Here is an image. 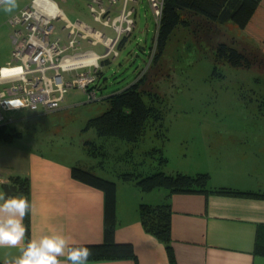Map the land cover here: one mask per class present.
<instances>
[{
  "label": "rangeland",
  "instance_id": "1",
  "mask_svg": "<svg viewBox=\"0 0 264 264\" xmlns=\"http://www.w3.org/2000/svg\"><path fill=\"white\" fill-rule=\"evenodd\" d=\"M54 1V0H52ZM61 5L71 21L85 22L89 27L112 40L123 39V47H117L118 54L110 57V64L100 70L99 101L90 103L88 97L74 88L65 96L59 111L27 110L12 112L15 123L11 124L21 137L6 144L0 139V166L10 163L13 151L26 150L40 152L75 166L91 171L95 175L114 181L123 186H137L125 183L118 178L120 173L138 171L147 174L163 171L167 174L192 170L207 172L213 170L218 149L224 143L234 139H217L219 134H241L243 132L264 131V67H255L250 71L220 65L216 75L214 51L210 40L199 43L193 31L179 27L175 30L163 58L153 62L158 21L150 0H119L113 9L112 21L119 15L132 11L135 27L131 32L118 35L111 27L98 24L93 19L89 6L93 0H55ZM111 0H105L109 2ZM18 6L30 3L17 0ZM93 5H96L94 2ZM120 12V14H119ZM9 13L0 7V66L7 67L12 61L13 29L9 24ZM3 21V22H1ZM4 25V26H3ZM55 38H61L67 44L68 32L65 23L55 21ZM225 42L235 41L240 47L253 48L257 44L243 30L232 23L223 29ZM80 33V32H79ZM92 39V38H90ZM119 44V43H118ZM118 46V45H117ZM214 46V45H213ZM80 53L104 55L102 46H91L82 41ZM145 88L157 94L156 101L164 113V129L167 131L165 143L160 141L157 131L148 129V133L138 143H126L113 138H101L94 130H87L88 123L102 116L110 109L108 99L142 80ZM150 103L149 96H144ZM92 142L100 147L103 156L92 157L85 143ZM214 143V144H213ZM5 144V145H3ZM5 146V147H3ZM160 148L168 163L160 164V155H151V151ZM3 152V153H2ZM103 162V168L100 163Z\"/></svg>",
  "mask_w": 264,
  "mask_h": 264
},
{
  "label": "crops",
  "instance_id": "2",
  "mask_svg": "<svg viewBox=\"0 0 264 264\" xmlns=\"http://www.w3.org/2000/svg\"><path fill=\"white\" fill-rule=\"evenodd\" d=\"M24 1L32 4V0ZM50 1L59 6L66 21L89 27L85 22L71 21L58 2ZM101 3L109 9V2L102 0ZM30 5L27 7L24 3L8 12L9 21L4 23L9 24ZM95 6L98 7L97 4ZM115 13L113 10L111 15ZM222 138L236 139L224 145L218 142L220 152L215 156L218 165L208 171L212 176V185L264 192V131L219 134V137L210 140ZM9 158L10 163L0 166V179L4 180L0 184V194L5 195L4 186H12L15 178L29 179L31 240L60 234L69 238L70 246L104 243L105 194L73 179V162L60 161L29 150L13 151ZM186 171L187 174L193 173L192 170ZM117 192V242L132 244L138 264H170L164 244L145 232L139 215L142 204L164 203L167 192H143L134 186H118ZM171 202L174 214L173 250L178 264H264V256L255 254L256 245H264V201L184 194L173 196ZM25 243L26 238L16 248H0V263L20 256V249ZM59 259L66 262V257ZM88 264L135 263L132 260H102Z\"/></svg>",
  "mask_w": 264,
  "mask_h": 264
},
{
  "label": "trees",
  "instance_id": "3",
  "mask_svg": "<svg viewBox=\"0 0 264 264\" xmlns=\"http://www.w3.org/2000/svg\"><path fill=\"white\" fill-rule=\"evenodd\" d=\"M162 15L158 21L157 37L155 40V51H153V62H159L163 57L167 44L179 27L194 32L199 43L210 40L214 51V67L216 75L223 78L219 73V66H232L236 69L250 71L258 67H264V0H163ZM232 23L235 27L243 30L251 40L257 44L258 51L253 48L238 46L235 41L225 42L222 30L227 24ZM121 38L117 47H123ZM214 45V46H213ZM110 64L109 61L103 63ZM138 81L130 87L115 94L108 99L110 109L102 116L90 120L87 130H94L101 138L122 140L126 143H138L148 133L149 128L157 131L160 141H166L167 131L164 129V113L156 105L160 100L157 94L151 93L145 88L144 80ZM100 80V79H99ZM144 96H149L151 102L147 103ZM95 100L96 101H99ZM90 102V103H95ZM13 127L0 128V139L8 144L15 138L21 137ZM88 153L92 157L103 156L100 147L92 142L85 143ZM151 155H160V164L165 166L168 159L164 156L162 149L157 148ZM103 168V162L100 163ZM163 166V167H164ZM72 177L78 182L88 185L105 194V234L102 245H77L73 247H87L91 250L88 262H102V260H132L138 264V258L132 244H119L116 237L117 216V183L103 179L93 172L74 166ZM139 170V169H138ZM134 173H120L119 180L125 183H133L140 191L164 190L167 198L159 205L142 204L139 209L142 227L145 232L163 243L168 253L170 264L176 262L175 250H173L172 219L173 205L172 197L175 195H216L229 198L252 199L264 201V192L241 190L226 186L214 187L210 172H197L195 175L187 173L167 174L163 171L145 175L140 171ZM5 197H25L31 205L29 179L15 178L12 186L5 185ZM31 211L24 218L26 227V243L31 241ZM255 254L264 256V245H256ZM4 264V263H0ZM140 264V263H139Z\"/></svg>",
  "mask_w": 264,
  "mask_h": 264
},
{
  "label": "built area",
  "instance_id": "4",
  "mask_svg": "<svg viewBox=\"0 0 264 264\" xmlns=\"http://www.w3.org/2000/svg\"><path fill=\"white\" fill-rule=\"evenodd\" d=\"M94 1L98 7L92 4L89 9L98 24L111 27L118 35L133 30L134 8L112 21L111 12L119 0H111L109 9L101 6L102 0ZM31 3L9 23L13 29V54L9 66L0 67V128L15 123L10 116L12 112L59 111L65 96L74 88L83 92L90 102H95L99 99L98 82L103 63L111 62L110 57L118 54L117 45L121 39L112 40L103 31L90 29L82 23H69L59 6L50 0H32ZM150 3L156 20H159L163 0H150ZM55 21L65 23L64 31L69 37L67 44L54 37ZM82 41H88L91 46H102L106 49L105 54H79ZM7 101H19L22 106L14 107ZM2 183L4 180L0 179Z\"/></svg>",
  "mask_w": 264,
  "mask_h": 264
},
{
  "label": "clouds",
  "instance_id": "5",
  "mask_svg": "<svg viewBox=\"0 0 264 264\" xmlns=\"http://www.w3.org/2000/svg\"><path fill=\"white\" fill-rule=\"evenodd\" d=\"M0 7L5 12H12L18 7L17 0H0ZM19 107V101H7ZM31 211L30 202L23 196L5 197L0 194V248H16L25 240L26 227L23 223ZM21 255L5 260L4 264H88L91 250L87 247L70 246L69 238L60 234L45 235L33 239L21 247ZM66 257V262L59 259Z\"/></svg>",
  "mask_w": 264,
  "mask_h": 264
}]
</instances>
